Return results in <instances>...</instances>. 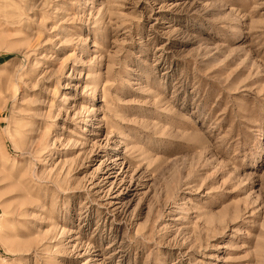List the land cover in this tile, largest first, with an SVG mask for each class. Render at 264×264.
Segmentation results:
<instances>
[{"label": "rangeland", "instance_id": "374dc122", "mask_svg": "<svg viewBox=\"0 0 264 264\" xmlns=\"http://www.w3.org/2000/svg\"><path fill=\"white\" fill-rule=\"evenodd\" d=\"M0 264H264V0H0Z\"/></svg>", "mask_w": 264, "mask_h": 264}]
</instances>
